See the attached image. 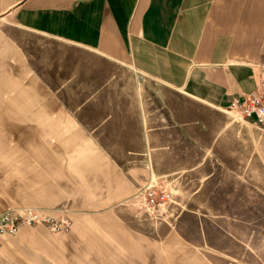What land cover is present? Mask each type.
<instances>
[{
    "label": "crops",
    "instance_id": "0c3cea01",
    "mask_svg": "<svg viewBox=\"0 0 264 264\" xmlns=\"http://www.w3.org/2000/svg\"><path fill=\"white\" fill-rule=\"evenodd\" d=\"M0 8V200L57 208L73 227L82 208L114 223L103 215L169 181L180 157L197 154V134L179 125L200 119L196 107L226 110L264 71V0H0ZM3 243L0 260L28 245Z\"/></svg>",
    "mask_w": 264,
    "mask_h": 264
},
{
    "label": "rangeland",
    "instance_id": "374dc122",
    "mask_svg": "<svg viewBox=\"0 0 264 264\" xmlns=\"http://www.w3.org/2000/svg\"><path fill=\"white\" fill-rule=\"evenodd\" d=\"M2 16L0 56L5 50ZM72 54L63 50L64 62ZM77 57L89 61L85 52ZM196 108L200 119L180 124L179 130L195 131L197 138L190 142L197 154H185L181 164L171 165L169 181L149 185L172 193L167 205L149 208L141 191L134 205L124 203L115 216L103 215L114 223L100 224L99 208H82L80 226L76 220L65 233L22 225L25 233L5 238L24 237L28 245L0 264H264V126L250 124L229 108ZM203 130L212 137H203ZM13 203L8 196L0 200V214L34 208L67 213Z\"/></svg>",
    "mask_w": 264,
    "mask_h": 264
},
{
    "label": "built area",
    "instance_id": "2783aa9c",
    "mask_svg": "<svg viewBox=\"0 0 264 264\" xmlns=\"http://www.w3.org/2000/svg\"><path fill=\"white\" fill-rule=\"evenodd\" d=\"M257 77L256 90L233 98L228 108L248 122L264 125V71H259ZM143 191L145 203L152 209L167 205L172 198V193L160 185L147 186ZM35 224L45 225L54 232L65 233L73 228V221L67 214L56 215L37 208L26 209L20 213L4 211L0 214V248L4 244L5 236L17 234L22 225Z\"/></svg>",
    "mask_w": 264,
    "mask_h": 264
}]
</instances>
